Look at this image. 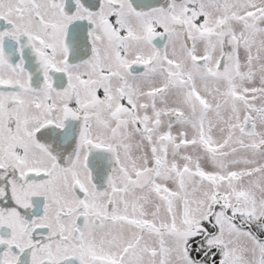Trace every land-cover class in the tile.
Wrapping results in <instances>:
<instances>
[{
	"label": "snow or ice",
	"instance_id": "6c2138e0",
	"mask_svg": "<svg viewBox=\"0 0 264 264\" xmlns=\"http://www.w3.org/2000/svg\"><path fill=\"white\" fill-rule=\"evenodd\" d=\"M0 264H264V0H0Z\"/></svg>",
	"mask_w": 264,
	"mask_h": 264
}]
</instances>
